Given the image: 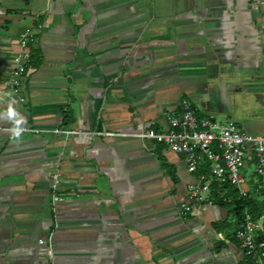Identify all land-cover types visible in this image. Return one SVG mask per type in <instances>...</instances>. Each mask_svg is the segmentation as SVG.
<instances>
[{
  "label": "crops",
  "instance_id": "obj_1",
  "mask_svg": "<svg viewBox=\"0 0 264 264\" xmlns=\"http://www.w3.org/2000/svg\"><path fill=\"white\" fill-rule=\"evenodd\" d=\"M0 8V114L13 99L24 125L81 131L23 133L15 143L0 115V264H253L234 237L237 213L215 202L181 213L197 174L182 155L132 134L166 129L182 97L200 114L264 134V0ZM29 29L21 101L5 80ZM56 172L64 199L53 205Z\"/></svg>",
  "mask_w": 264,
  "mask_h": 264
},
{
  "label": "built area",
  "instance_id": "obj_2",
  "mask_svg": "<svg viewBox=\"0 0 264 264\" xmlns=\"http://www.w3.org/2000/svg\"><path fill=\"white\" fill-rule=\"evenodd\" d=\"M33 40L34 33L30 29L19 36L18 50L12 58L13 66L5 80V85L19 94L21 101H24L20 95L24 75L31 67ZM23 127V133H52L65 137L81 132L62 126L36 127L28 124ZM92 134L113 133L94 131ZM132 135L163 144L170 151L182 155L187 170L197 174L196 182L188 187L187 201L180 205L181 213L192 212L196 204L214 203L215 200L228 203L231 198L227 191L231 188L240 196L250 194L264 198V134H252L232 121H219L213 115L200 114L190 100L182 97L177 110L168 116L166 129L147 128ZM248 164L253 166L256 178L252 192L245 188L244 172ZM59 185L60 176L56 172L52 174L50 183L53 205L64 199ZM234 237L253 264H264V211L253 216L250 208L245 206Z\"/></svg>",
  "mask_w": 264,
  "mask_h": 264
},
{
  "label": "trees",
  "instance_id": "obj_3",
  "mask_svg": "<svg viewBox=\"0 0 264 264\" xmlns=\"http://www.w3.org/2000/svg\"><path fill=\"white\" fill-rule=\"evenodd\" d=\"M67 113L68 114L65 118L66 123H68L72 118L71 113L70 112ZM204 171H206V168L204 169ZM173 179L176 180L174 176ZM227 195H229V197L231 198L230 202L225 203L219 200H215V203H223L229 205L231 210L237 213L239 220L242 210L245 206H248L250 208L253 216H256L259 212L264 211V198H262L261 200H256L255 196L250 194H249L250 196L249 195L240 196L238 192L232 188L227 191Z\"/></svg>",
  "mask_w": 264,
  "mask_h": 264
},
{
  "label": "clouds",
  "instance_id": "obj_4",
  "mask_svg": "<svg viewBox=\"0 0 264 264\" xmlns=\"http://www.w3.org/2000/svg\"><path fill=\"white\" fill-rule=\"evenodd\" d=\"M7 95L11 97V93H8ZM0 115H3L5 119L11 124L9 133L13 142L19 143L21 140V136L25 130L23 125L25 124L26 121L24 116L20 114L17 111V109L14 107L13 99H10L8 101L6 112Z\"/></svg>",
  "mask_w": 264,
  "mask_h": 264
}]
</instances>
